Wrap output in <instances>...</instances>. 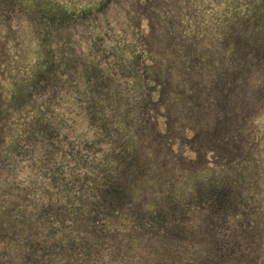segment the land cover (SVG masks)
I'll return each instance as SVG.
<instances>
[{"label":"trees","instance_id":"obj_1","mask_svg":"<svg viewBox=\"0 0 264 264\" xmlns=\"http://www.w3.org/2000/svg\"><path fill=\"white\" fill-rule=\"evenodd\" d=\"M61 10L62 24L46 30L78 23L92 12ZM238 11L236 21L228 13L227 19L214 21L219 25L214 31L229 37L228 46L233 40L253 47L249 34H264V1ZM230 48L239 50L234 44ZM81 54L85 66L73 73L65 57L37 54L23 70L20 86L0 96L10 123L7 146L0 151V172L9 176L8 184L0 187V264H137L132 257L135 244L147 236L165 251L175 249L157 253L156 264H264V253H259L264 242V181L230 177L207 163L193 181L155 184L159 190L151 206L137 202L138 184L152 173L140 160L138 143L149 127L170 153L176 152L177 141L183 147L181 140L189 142L185 132L172 135L178 129L168 113L179 107L174 85L191 81L190 72L204 63L202 57L186 56L189 66L182 67L178 79L166 56L157 58L146 47L105 51L103 58H116L109 66L98 62L96 52ZM230 59L235 67L229 74L241 76L243 65ZM62 93L70 94L87 119L86 130L74 138L69 137L75 132L73 123L53 109ZM16 113L19 116L10 119ZM159 117L165 118L164 131L157 125ZM176 121H181L179 116ZM243 138L233 140L241 142L234 146L241 158L242 148L252 145ZM4 141L0 136V145ZM247 163L242 160L239 167ZM199 215L213 220L203 236L194 234L189 222ZM133 230L135 236L125 243ZM200 244L206 246L197 249Z\"/></svg>","mask_w":264,"mask_h":264},{"label":"rangeland","instance_id":"obj_2","mask_svg":"<svg viewBox=\"0 0 264 264\" xmlns=\"http://www.w3.org/2000/svg\"><path fill=\"white\" fill-rule=\"evenodd\" d=\"M256 1L0 0V96L20 86L21 74H25L23 70L26 66L29 68L37 54L52 52L56 58L65 57L68 60L67 69L73 73L85 66L81 64L82 52H96L98 62L109 66L116 58H103L105 51L146 47L157 58L166 56L165 61L169 62L172 74L178 79H181L182 67L189 66V62L185 61L186 56L190 58L192 53L196 54L202 57L205 64L202 62L201 66H192L189 75L192 76L191 81L177 87L174 85L177 94L175 103L179 107L173 106L168 113L170 124L178 129L172 135H180L179 131L185 132L189 142L185 138V142L181 140L183 147L178 139L176 152L170 153L168 146L155 138L152 127L145 131L138 143V155L142 164L152 168V173L148 180L138 184L141 185V191L137 202L142 206H151L156 202L153 195L159 190L155 184L165 185L170 180L175 184L186 178L193 181L207 169V163L213 168H223L219 171L230 177L240 174L247 176L250 181L254 180L256 184L260 183L264 181V34H249L248 44L253 47L245 48L247 43L239 45L233 40L229 41L231 44L228 46L226 40L229 37L214 31V28L219 27L218 23L213 25L214 21L227 19L228 14L229 18L236 21L239 19L238 10H248ZM62 8L75 12L92 9V12L78 23L72 21L67 27L54 30V26L63 22ZM48 13L54 16L47 17ZM48 25L54 29L46 30ZM93 38L96 44L92 42ZM220 39L222 42H219ZM233 44L237 45L238 51L231 50ZM46 45H50L49 48ZM240 52L243 53L239 55ZM71 57L78 59L77 63L70 60ZM230 57L243 65L241 76L229 74L228 71H233L235 67ZM185 86L187 88L184 89ZM71 101L69 93H62L57 97L53 109L65 114L73 123L75 132L69 133V137L74 138L86 130L87 119L84 111ZM4 106L6 103L0 98V136L5 138L0 151L7 146V126L10 124L5 121L6 118L9 120V114L5 113ZM16 116L19 113L10 119ZM178 116L181 121H176ZM157 123L161 131L166 129L164 117H159ZM217 127H221L222 131ZM238 135L243 139L249 138L252 143L249 149L246 146L242 148V158L237 148L241 142L233 141ZM224 138L230 144L226 142L224 145ZM242 160L248 163L239 167ZM6 175V171L0 172V187L8 184L9 176ZM211 220L199 215L189 222L194 234L203 236L204 229L213 227ZM133 232L125 238V243L135 236ZM148 237L147 241L142 238L135 244L138 249L132 257L136 258L137 264H156L159 259L157 253L174 252L173 248L165 251L159 243L151 241L152 237ZM261 242L258 239V243ZM205 246L200 244L197 249ZM260 252L264 253V242Z\"/></svg>","mask_w":264,"mask_h":264}]
</instances>
